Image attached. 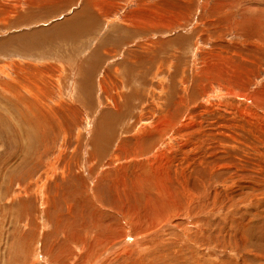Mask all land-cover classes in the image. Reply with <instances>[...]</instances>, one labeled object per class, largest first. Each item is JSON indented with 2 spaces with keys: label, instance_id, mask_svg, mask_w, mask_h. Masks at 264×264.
Returning a JSON list of instances; mask_svg holds the SVG:
<instances>
[{
  "label": "rangeland",
  "instance_id": "rangeland-1",
  "mask_svg": "<svg viewBox=\"0 0 264 264\" xmlns=\"http://www.w3.org/2000/svg\"><path fill=\"white\" fill-rule=\"evenodd\" d=\"M0 264H264V0H0Z\"/></svg>",
  "mask_w": 264,
  "mask_h": 264
},
{
  "label": "bare ground",
  "instance_id": "bare-ground-1",
  "mask_svg": "<svg viewBox=\"0 0 264 264\" xmlns=\"http://www.w3.org/2000/svg\"><path fill=\"white\" fill-rule=\"evenodd\" d=\"M82 15H84V12L80 13V16H82ZM69 21H71V20H69ZM70 23H71V22H68V23L65 24V25L68 27V26L70 25ZM68 24H69V25H68ZM81 26H82V25H81ZM68 28H69V27H68ZM68 28H67V29H68ZM75 28H77V27L75 26ZM78 28H79V27H78ZM80 28H82V27H80ZM80 28H79V29H80ZM83 30H86V29H83ZM86 31H87V30H86ZM78 32H79V31H78ZM81 32H82V31H81ZM83 32H84V31H83ZM112 114H115V113H110L109 116H107V115H108V111H106V113L102 114V116H103V117L107 116V117H105V119H106L107 121H109L110 124H111V123H112V120H113V117L111 116ZM99 123H100L101 125L99 124L100 127L98 126V128H99L98 130H103V129H105V128H106V129H110V128H109V127H110V124H104V126H102L101 121H99ZM106 129H105V130H106ZM110 130H111V129H110ZM98 132H99V131H98ZM102 133H103V132H102ZM96 134H97V132H96ZM98 134L100 135L101 133L99 132ZM98 134H97V135H98ZM103 134H104V133H103ZM95 138H100V136H98V137L95 136ZM28 191H29V190H28ZM198 203H199V202H198ZM198 205H199V204H198ZM198 207H201V206H198ZM202 209H203V208H202ZM78 234H79V233H78Z\"/></svg>",
  "mask_w": 264,
  "mask_h": 264
}]
</instances>
